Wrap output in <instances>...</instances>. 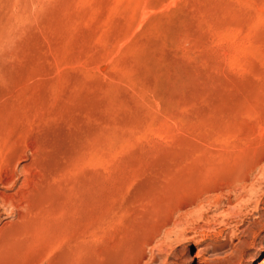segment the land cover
<instances>
[{"label": "rangeland", "instance_id": "obj_1", "mask_svg": "<svg viewBox=\"0 0 264 264\" xmlns=\"http://www.w3.org/2000/svg\"><path fill=\"white\" fill-rule=\"evenodd\" d=\"M264 263V0H0V264Z\"/></svg>", "mask_w": 264, "mask_h": 264}, {"label": "bare ground", "instance_id": "obj_2", "mask_svg": "<svg viewBox=\"0 0 264 264\" xmlns=\"http://www.w3.org/2000/svg\"><path fill=\"white\" fill-rule=\"evenodd\" d=\"M261 264H264V263H261Z\"/></svg>", "mask_w": 264, "mask_h": 264}]
</instances>
